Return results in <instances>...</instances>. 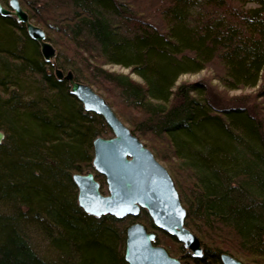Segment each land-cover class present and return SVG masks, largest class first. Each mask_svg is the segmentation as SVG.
<instances>
[{"label":"trees","instance_id":"obj_1","mask_svg":"<svg viewBox=\"0 0 264 264\" xmlns=\"http://www.w3.org/2000/svg\"><path fill=\"white\" fill-rule=\"evenodd\" d=\"M20 2L57 59L46 62L25 25L0 15V264H128L134 218L88 214L73 180L93 169V142L110 129L56 68L112 93L133 133L162 143L185 172V225L225 250L202 245L194 258L141 212L182 263L222 264L233 249L264 264V0ZM209 69L224 90L180 82Z\"/></svg>","mask_w":264,"mask_h":264},{"label":"water","instance_id":"obj_2","mask_svg":"<svg viewBox=\"0 0 264 264\" xmlns=\"http://www.w3.org/2000/svg\"><path fill=\"white\" fill-rule=\"evenodd\" d=\"M0 15L14 17L24 24L29 37L38 43L44 60L55 63L57 49L47 40L45 30L31 21L20 0H8L7 5L0 0ZM55 75L67 80L70 92L84 109L101 115L113 133V137L94 140L93 170L73 175L79 206L95 217L112 215L119 220L135 219L145 210L159 231L174 237L194 258L201 257L202 243L185 225L186 208L167 168L89 84L77 81L72 71L64 73L56 68ZM4 136L0 131V142ZM97 174L105 178L108 194L101 192ZM156 237L154 231L140 222L129 225L124 252L128 264H184L157 245ZM220 259L222 264H243L227 253H222Z\"/></svg>","mask_w":264,"mask_h":264},{"label":"rangeland","instance_id":"obj_3","mask_svg":"<svg viewBox=\"0 0 264 264\" xmlns=\"http://www.w3.org/2000/svg\"><path fill=\"white\" fill-rule=\"evenodd\" d=\"M8 4V2H7ZM5 4V5H7ZM30 16V15H29ZM31 18V17H30ZM31 21L42 27V24L37 23L36 19H31ZM57 59V58H56ZM108 69H113L115 71L118 72H123V69L119 68V67H107ZM215 72L212 69L206 70L202 73L199 74H195V75H186L183 76L180 80V82H196V81H202V80H210L212 82V84L214 85L215 88H218L219 90H224V88L221 86V84L215 79V76H213ZM208 80V81H209ZM90 85V84H89ZM97 93H99L101 96H103L107 102L111 105V107L113 108L114 112L116 113V115L120 118V120L127 125L130 130L133 132V126L131 125V123L128 121L129 116L126 113L122 112V108L118 105H122L121 103H119L117 100H115V98H113L112 93H108L107 91H105V89H99L96 85H90ZM230 95H239V94H252L254 93L253 90H246V91H231L229 92ZM119 100L121 101V99L119 98ZM261 102V99H259ZM116 101V102H114ZM122 102V101H121ZM118 103V104H117ZM110 129V128H109ZM109 134L105 136H102L104 138H110L113 137V133L112 130L110 129ZM134 135H136L139 140L150 150L152 151V153L154 154L155 158L165 167L167 168L168 172L170 173L171 177L173 178V181L176 185L177 190L179 191L180 194V198H181V194H184V186L185 184H189L187 177L185 176V172H178L175 165H173V163L171 161H169L168 159H166L165 157H163V151H165V146L162 143H159L157 141H151L149 139L148 136H143L141 134H139L138 132L134 131ZM90 170V169H88ZM83 171L82 173H85L86 171ZM93 170V169H92ZM102 177V176H101ZM97 180L100 182L98 176H96ZM104 181L105 178L103 177ZM101 184V192H103L104 194H108L107 191V184L106 182H104V184ZM181 201L184 205V207H186V203L183 201V199L181 198ZM131 220V221H129ZM127 221H129L127 227L129 225H131L133 222H140L142 223L149 231H154L156 233V235L158 236V239L160 238V241L158 243H156L159 246L164 247L168 253L171 256L177 257L179 259H181L180 254L178 253V244L173 243L171 241H169L167 238L161 236L160 232L154 229L149 228L148 223L146 222L145 218L143 216H140L135 218V219H128ZM201 241L202 245H206L207 247H220L222 249H224L225 245L221 244L219 241V238L215 237H210L209 239L205 236H201V234L199 235L198 231L195 228H189ZM214 239V240H212ZM225 240V239H223ZM225 250V249H224ZM223 251V253H227L230 254L231 256H233L234 258H236L237 260L241 261L243 264H248V262L246 261V259L243 257V255L241 253H239L237 250H231V251ZM186 252L188 253L189 251L186 250ZM191 253V252H190Z\"/></svg>","mask_w":264,"mask_h":264}]
</instances>
